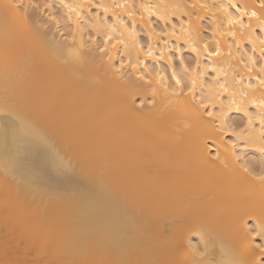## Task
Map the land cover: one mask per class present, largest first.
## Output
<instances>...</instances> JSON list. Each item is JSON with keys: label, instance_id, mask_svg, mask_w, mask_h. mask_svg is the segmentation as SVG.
Listing matches in <instances>:
<instances>
[{"label": "bare ground", "instance_id": "obj_1", "mask_svg": "<svg viewBox=\"0 0 264 264\" xmlns=\"http://www.w3.org/2000/svg\"><path fill=\"white\" fill-rule=\"evenodd\" d=\"M16 2L0 0V264L36 241L74 264L264 262V0ZM185 227L171 262L160 237Z\"/></svg>", "mask_w": 264, "mask_h": 264}, {"label": "rangeland", "instance_id": "obj_2", "mask_svg": "<svg viewBox=\"0 0 264 264\" xmlns=\"http://www.w3.org/2000/svg\"><path fill=\"white\" fill-rule=\"evenodd\" d=\"M38 14H39V17H41L42 19H45L44 17H46V16H44L42 13L41 14L38 13ZM202 25H203L204 29H206V26H207V20L206 19H204L202 21ZM204 34H207V33L205 32ZM142 36L143 35H140V38L143 41L144 37H142ZM182 54H183V56H184L183 58L185 60H188V61L191 60V56L187 52H184L183 51ZM172 57H174V60H175V62L177 64V60L175 58L176 57L175 54L172 53ZM230 124L232 125V127L236 128V129H240L243 126V124H244V120H243V118L241 116L236 115V114H232L230 116ZM248 155L250 157L252 154L249 153ZM42 200H43V202H45L44 198H42ZM40 203H42L41 199L39 200L38 203H36V206H38V204H40ZM51 207H52V205H51ZM188 228L189 227H185L183 230L178 231V232H172V233H167L166 232V233H164L160 237V240L159 241L162 243V245L160 247V252H162L165 255H167V257L170 258V259L168 258L169 261L174 262L178 258H180V255L178 253V248H177L178 246L175 245V241L177 240V238H180L183 235L182 233H185L188 230ZM44 232H46V231H44ZM44 232L42 234H43V236H45L47 238L52 237L53 236L52 234L55 233V232L53 233L52 230H51L52 234H51L50 230L47 231L46 234ZM48 232H50V233H48ZM11 234L8 236V238L10 240H12V241L13 240L14 241H18L21 238H23L21 235H18V233L17 234L11 233ZM42 234L40 236H42ZM50 235H52V236H50ZM162 239H164V240H162ZM171 240H173V241H171ZM40 244L42 245V241H38V242L36 241L35 243H33L31 245V247H28V249L25 248V250L24 249L23 250L22 249L20 250V248H16V250H15V248H14L13 249L14 255L16 257L18 256V259L19 258H25L28 261L27 264H59V263L60 264H63L64 262H67L68 261V259L67 260L66 259H62L61 256L58 253L57 254L55 253L56 251L53 252V250H52L53 247H51V245L49 244V242L47 243V248L44 250V252L42 253V255L40 254L38 256H34L33 255V251H40V249H41V245ZM161 248H163V249H161ZM173 252H174V255H173ZM63 258H65V257H63ZM68 262L70 263V260ZM171 262H169V263H171ZM72 264H74V263H72Z\"/></svg>", "mask_w": 264, "mask_h": 264}, {"label": "snow or ice", "instance_id": "obj_3", "mask_svg": "<svg viewBox=\"0 0 264 264\" xmlns=\"http://www.w3.org/2000/svg\"><path fill=\"white\" fill-rule=\"evenodd\" d=\"M22 6H23V5H22L21 0H17V2H16V7L19 8V7H22ZM37 7H39V6H37ZM48 7H50V5H48V4H45V5H44V8H45V9L48 8ZM253 15H255V13H253ZM49 19L54 20L55 17L50 16ZM261 32L264 33V25L261 26ZM108 43H109V41L106 39V40L104 41V45H105V47L100 48V51H101V52H105V51H106V48H107ZM260 43H261V44H264V38H260ZM115 46H116L115 44L112 45L113 48H114ZM217 54H218V53H212V52H209V55H217ZM147 55H148L149 57L152 55L151 50L148 51ZM141 63H142V62H141ZM125 66H126V64L122 61L120 67L123 68V67H125ZM131 67L135 70V69L137 68V65H136V64H132ZM177 83H179V81H177ZM262 83H264V81H262ZM238 110H239V109H238ZM245 113L247 114V110H246V109H245ZM207 114H208L209 116L212 115L211 112H208ZM249 123H251V120H250V119H249ZM261 126H262V128H264V119L261 120ZM241 131H243V130H241ZM237 135H238V134H237ZM229 143H231V142H229ZM232 146L235 147V144H233ZM260 152H261V153H264V146H262V147L260 148ZM217 155H218V153H217ZM245 171H248V169L245 168ZM256 179H258V180L264 182V173H262L261 175L257 176ZM254 235H255V236H259V237H261L262 240H264V231H257V232L254 233ZM255 248H256V250H257V252H258V256H259V257H264V243L256 244V245H255ZM254 264H264V262H262L261 259H256V260L254 261Z\"/></svg>", "mask_w": 264, "mask_h": 264}]
</instances>
